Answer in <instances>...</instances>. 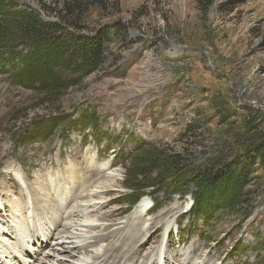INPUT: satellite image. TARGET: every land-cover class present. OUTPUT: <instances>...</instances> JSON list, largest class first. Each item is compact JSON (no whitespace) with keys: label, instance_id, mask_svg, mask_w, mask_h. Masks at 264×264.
<instances>
[{"label":"rangeland","instance_id":"374dc122","mask_svg":"<svg viewBox=\"0 0 264 264\" xmlns=\"http://www.w3.org/2000/svg\"><path fill=\"white\" fill-rule=\"evenodd\" d=\"M67 1L0 0V179L6 163L21 165L12 182L28 199L27 173L62 179L75 165L90 180L99 168L109 187L93 192L103 197L95 213L116 226L143 200L150 218L186 211L159 219L133 264L158 249L264 264V186L241 189L226 208L234 183L210 191L193 182L240 153L245 122L264 129V0H103L84 3L82 17H69ZM29 13L77 28L36 55L26 38L40 25H28ZM82 36L106 42L82 56Z\"/></svg>","mask_w":264,"mask_h":264},{"label":"bare ground","instance_id":"6f19581e","mask_svg":"<svg viewBox=\"0 0 264 264\" xmlns=\"http://www.w3.org/2000/svg\"><path fill=\"white\" fill-rule=\"evenodd\" d=\"M13 163H6L0 179V264H133V256L146 243H143L146 235L156 222L159 224V219L175 211L179 217L186 212L174 205L150 218L148 202L143 200L124 225L116 226L108 219L109 213H95L102 206L98 199L103 197L93 192L109 187H101L106 182V173L99 168L94 169L96 177L90 180L79 178L75 165L68 168V176L62 179L52 173L32 180L27 173L28 179L23 182L30 194L27 199L23 189H19L21 197L15 191L16 178L21 176L23 167ZM76 193L80 200L69 208L68 202ZM43 198L47 203L42 202ZM164 223L169 231L173 220ZM158 251L157 258L150 253L149 259L140 264H176V261L177 264H205L203 256L194 258L193 254L180 253L176 258L177 251Z\"/></svg>","mask_w":264,"mask_h":264},{"label":"trees","instance_id":"16d2710c","mask_svg":"<svg viewBox=\"0 0 264 264\" xmlns=\"http://www.w3.org/2000/svg\"><path fill=\"white\" fill-rule=\"evenodd\" d=\"M198 1H206L207 4H210L215 0ZM86 2H92L91 5L99 6H102L103 4V0L67 1L65 3V10L68 11L69 17H71L70 15H75L76 10L82 13V17V15H84L83 13H85V8L82 5H84ZM88 7L89 5H87L86 9ZM81 17H79V19H81ZM26 18H28V25H30L32 29H35L40 25V29H36L34 33H28L26 38L30 40L35 39L36 44L33 43V46L35 45L33 47V53L36 55H40L41 52H47L46 50L48 48H51L52 50L59 49V47L62 45L61 43L64 33L66 29H68L66 26L77 28V24L69 23L70 20L68 21V24L66 23L67 21L60 23H50L43 21L40 19L41 17L39 15L33 13H29ZM26 18L25 20H27ZM24 25L28 27L27 24ZM74 39L75 37L72 38V41ZM104 41L106 42V40H102L101 38L82 36V39L77 41V44L79 42L81 44L84 43V47L78 53H80L82 56L90 53L94 54L100 49L101 45H104ZM75 49L77 48L74 46L71 52H74ZM95 49L96 51H94ZM259 126L260 125L257 122H245L242 128L243 134L241 138L244 142H242L243 147L240 153L232 157L230 160L228 159L223 163L219 162L220 164L218 166H212V168L207 170L204 174H199V176L196 177V180L193 179V182L197 185L198 190L208 189L211 191L216 187H219L221 184H225L227 182L229 184L234 183L237 189L230 200L232 203L230 201L225 203L228 205L226 208H233L235 204L238 203V195L239 198L241 196V189H244L251 184L254 185L255 183H257V185L261 184L264 186V129H260ZM260 180L262 183H260ZM139 199L140 197H137L133 204L136 205ZM208 208L210 210L211 207L208 206Z\"/></svg>","mask_w":264,"mask_h":264}]
</instances>
